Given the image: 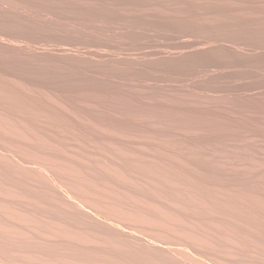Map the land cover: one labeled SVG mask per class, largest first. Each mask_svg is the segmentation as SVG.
Wrapping results in <instances>:
<instances>
[{"label":"bare ground","instance_id":"obj_1","mask_svg":"<svg viewBox=\"0 0 264 264\" xmlns=\"http://www.w3.org/2000/svg\"><path fill=\"white\" fill-rule=\"evenodd\" d=\"M0 264H264V0H0Z\"/></svg>","mask_w":264,"mask_h":264},{"label":"rangeland","instance_id":"obj_2","mask_svg":"<svg viewBox=\"0 0 264 264\" xmlns=\"http://www.w3.org/2000/svg\"><path fill=\"white\" fill-rule=\"evenodd\" d=\"M112 1H113V0H110V2H112ZM105 16H106V15H105ZM102 17H104V16H102ZM107 17H108V16H107ZM107 17H106V18L104 17V18L102 19V20H103L104 22H106V23L108 22L107 20L109 19V17H108V18H107ZM105 19H106V20H105ZM107 24H111V20H109V22H108ZM154 30L156 31V32H155L156 34L158 33V35H161V36H163L162 34H164V33H165V34H169L167 31L164 32V30H161V29H160L161 31H160L159 29H157V28H155ZM158 31H159L160 33H159ZM166 32H167V33H166ZM155 33H154V34H155ZM161 33H162V34H161ZM181 36L184 37L185 35H181ZM184 38L186 39L187 36L184 37ZM184 38H183V39H184ZM157 39H159L158 41H160V42L163 41L162 38H157ZM187 39H192V36H191V37L188 36Z\"/></svg>","mask_w":264,"mask_h":264}]
</instances>
